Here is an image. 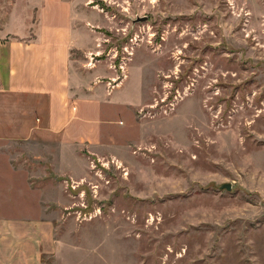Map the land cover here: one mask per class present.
I'll use <instances>...</instances> for the list:
<instances>
[{
  "label": "rangeland",
  "instance_id": "374dc122",
  "mask_svg": "<svg viewBox=\"0 0 264 264\" xmlns=\"http://www.w3.org/2000/svg\"><path fill=\"white\" fill-rule=\"evenodd\" d=\"M73 1L94 52L77 72L138 100L76 165L36 151L46 264H264V0ZM17 3L36 14L0 0V30Z\"/></svg>",
  "mask_w": 264,
  "mask_h": 264
},
{
  "label": "crops",
  "instance_id": "0c3cea01",
  "mask_svg": "<svg viewBox=\"0 0 264 264\" xmlns=\"http://www.w3.org/2000/svg\"><path fill=\"white\" fill-rule=\"evenodd\" d=\"M32 3L36 14L17 3L0 30V264H46L58 252L56 220L36 207V151L76 165L67 155L101 150L103 122L138 100L77 72L74 56L94 53L79 3Z\"/></svg>",
  "mask_w": 264,
  "mask_h": 264
},
{
  "label": "water",
  "instance_id": "95a60500",
  "mask_svg": "<svg viewBox=\"0 0 264 264\" xmlns=\"http://www.w3.org/2000/svg\"><path fill=\"white\" fill-rule=\"evenodd\" d=\"M147 18H139L137 19V22H142V21H146ZM221 190H227V191H231L232 190V184H224L222 186H220Z\"/></svg>",
  "mask_w": 264,
  "mask_h": 264
}]
</instances>
